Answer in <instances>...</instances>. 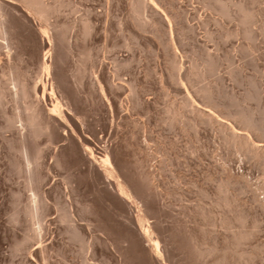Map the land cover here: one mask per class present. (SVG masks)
<instances>
[{"label":"bare ground","instance_id":"obj_1","mask_svg":"<svg viewBox=\"0 0 264 264\" xmlns=\"http://www.w3.org/2000/svg\"><path fill=\"white\" fill-rule=\"evenodd\" d=\"M84 1L88 5L86 19L74 23L71 36L64 39L61 35L60 40L61 11L51 0H0V53L6 57L10 71L14 69V33L28 30L38 35L40 53L44 54L29 83L16 77L8 81V87H12L8 95L16 101H29L27 120L19 114L7 118L29 183L34 180L33 168L42 160L37 140L45 136L49 148L62 146L68 155L66 167L81 185L88 181L95 192L122 205L113 222L118 239L92 236L84 252L93 257L110 253V259L119 264L124 263L122 253L143 264H166L169 249L175 248L185 257L182 264H264V84L248 81L242 66L226 80L218 77L211 86L199 88L195 81L207 80L221 67L219 56L197 46L199 30L203 29L205 39L213 43L216 33L209 28L215 25L221 29L223 24L215 18L217 14L236 26L220 39L241 42L250 38L259 48L264 45V0H203L208 15L202 16L198 8L177 0H104L98 9L93 0ZM122 6L127 10L125 21L118 24L120 33L126 35L122 48L130 54L142 45L157 48V58L164 63L158 77L161 88L185 95L180 104H172L166 122L159 120L165 123L169 189L158 214L159 219L165 215L170 226L177 222L178 228L156 230L147 217L133 215L135 201L146 202L144 192L130 176L125 154L121 150L112 152L108 141L102 143L95 130L103 118L110 125L108 138L117 137L120 127L134 126L132 114L136 111L149 117L155 110L146 98L151 90L148 74L142 80L130 73L124 75L118 64L119 54L114 55L112 67L103 61L88 74L83 66L84 59H91L90 47L99 25L108 42L111 21ZM80 37L88 44L84 50L79 46ZM111 48L115 51L119 46ZM237 50L242 55L241 43ZM68 55L77 61L70 79L64 70ZM247 81V95L239 96L234 89L229 92L226 88V82L243 86ZM5 94L0 92V108ZM189 134L194 137L191 148L183 144ZM98 141L104 146L99 148ZM133 156L141 169L149 163V156L140 150H134ZM52 164L63 168L56 153ZM61 183L67 201L76 200L74 179L65 177ZM183 185H190L199 195L197 204L188 205L189 192ZM33 193L28 218L38 229L33 228L17 242L14 255L22 256L19 264H51L48 231L36 208L41 199L38 190ZM12 224L20 229L19 216ZM72 224L75 227L79 222L73 220ZM86 225L92 228L90 222ZM33 241L38 247L30 252Z\"/></svg>","mask_w":264,"mask_h":264},{"label":"rangeland","instance_id":"obj_2","mask_svg":"<svg viewBox=\"0 0 264 264\" xmlns=\"http://www.w3.org/2000/svg\"><path fill=\"white\" fill-rule=\"evenodd\" d=\"M93 1L95 8L98 9L104 0ZM177 1L198 8L201 16L203 14L208 15L202 7L203 0ZM218 1L224 2L225 0ZM51 3L60 8L61 11L59 18L62 26L59 34L60 40H62L61 35L67 39L73 32L74 23L86 19L88 5L84 0H51ZM90 6L92 5L90 4ZM126 16V6H122L114 20L111 21L112 26L108 42L105 41L102 26L99 25L90 47L91 59H84L83 66L87 69L88 74H90L93 66L103 61L108 67H112L114 55L119 54L120 61L118 64L123 69L124 75L130 73L139 76L142 80L143 75L148 74L151 90L147 93L146 98L152 101L155 110L151 112L149 117L141 110L136 111L132 114L134 126L130 129L120 127L116 130L117 137L108 138L110 125L103 118H100V125L95 130L98 138L103 140L102 143L108 141V146L112 147V152L121 150L122 154H125L124 158L130 170V176L144 192L146 202L142 203L136 200L133 204V215L135 217H147L149 223L156 230L178 228L177 222L174 226H170V221L166 216L164 215L159 219L158 214L161 203L166 202L165 193L169 189V171L165 154L167 141L163 132L165 123H160L159 120L162 119L166 122L172 104H180L185 95L170 94L161 88L158 77L161 70L164 69V63L162 59L157 58V48L147 49L142 45L134 51V54H130L122 48L126 35L120 33L118 24L125 21ZM215 18L223 24L221 29L215 25L209 28L210 32L216 33L213 43L205 39V31L201 29L197 35V46L200 49H206L212 55L219 56L221 67L215 75L207 80L202 81L196 78V86L199 88L211 86L218 77L226 80L229 74L237 71L240 66L244 67V74L248 81L258 80L264 84V45L257 48L255 41L250 38L241 42L232 38L220 39L223 34L232 33L236 26L227 20L224 21L217 14ZM196 23L197 21L193 22V24ZM220 30L222 33L219 32ZM240 43L243 47L242 55L237 53ZM117 45L119 48L113 51L111 47ZM79 46L81 50H84L83 47L88 46V44H86V40L80 37ZM218 46H220L219 51ZM11 49L13 71L7 67L4 54L0 53V92L6 93L1 100L2 106L0 108V264H19L22 256L19 255L16 258L17 256L14 255L17 242L22 241L27 232L31 234L33 228L38 229V226H34V222L28 218L29 202L33 198V191L35 192V190H38L41 199L36 204V208L44 228L48 231V257L51 264H119L110 259V253L104 252V257H93L84 250H86L92 236L101 239L102 237L118 239L117 229L113 222L115 221V214L123 210L122 205L117 200L112 201L104 194L95 192L88 181H82L83 185H81L80 181L74 177L71 168L66 167L68 155L62 146L58 149L56 147L49 148L45 136H41L37 140L42 151V160L39 166L33 168L34 180L31 184L29 183V174L23 169L22 155L19 152L16 135L13 129L7 127V118L16 114L27 120L29 113L26 108L29 101H24L21 98L16 101L13 96L8 95V89H12L11 86L8 87V81L10 78L16 77L20 81L29 83L35 78L44 54L40 53L38 35L28 30H21L13 34ZM188 53L190 54V49H188ZM179 57H183L186 67H189V62L180 52ZM76 64L77 61H73V57L70 55L64 66L65 74L69 79L75 72ZM248 81L243 86H235L231 82H226V88L229 92L234 89L237 95L244 96L250 91V87L247 85L249 84ZM251 106L254 107L255 103H252ZM3 112L6 116H3ZM92 129L94 130V126ZM100 143L98 141L97 146L99 148L104 146ZM183 144L191 148L194 145L193 134H189ZM11 146L14 149H10ZM134 150H140L142 154L149 156V163L146 167L141 169L140 165L136 163L133 156ZM55 153L62 162V169L54 168L52 164ZM32 155L35 156V151ZM137 159L139 158L137 157ZM65 177H72L78 189L76 200L71 203L62 194L61 182ZM183 188L189 192L186 198L188 205L197 204L199 195L196 191L190 185H183ZM71 214L72 217H70ZM16 216H19L22 224L20 229H16L12 224ZM73 220L79 222L75 227H73L75 224H72ZM87 222L92 225L90 230L87 228ZM30 247V252H32L38 247L37 242H31ZM175 247L180 248L178 244ZM173 249L175 250V248ZM174 250L169 249L166 264H182L185 261L184 255ZM122 256L123 264H143L136 258L124 255V253Z\"/></svg>","mask_w":264,"mask_h":264}]
</instances>
